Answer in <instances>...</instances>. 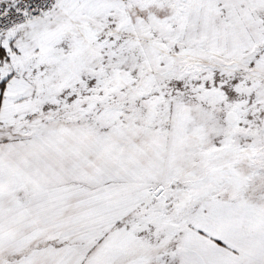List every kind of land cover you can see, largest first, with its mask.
I'll list each match as a JSON object with an SVG mask.
<instances>
[{
    "label": "snow or ice",
    "instance_id": "6c2138e0",
    "mask_svg": "<svg viewBox=\"0 0 264 264\" xmlns=\"http://www.w3.org/2000/svg\"><path fill=\"white\" fill-rule=\"evenodd\" d=\"M0 264H264V0H0Z\"/></svg>",
    "mask_w": 264,
    "mask_h": 264
}]
</instances>
